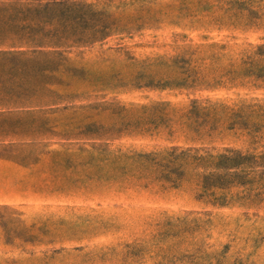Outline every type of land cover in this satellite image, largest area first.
I'll return each mask as SVG.
<instances>
[{
	"label": "rangeland",
	"instance_id": "rangeland-1",
	"mask_svg": "<svg viewBox=\"0 0 264 264\" xmlns=\"http://www.w3.org/2000/svg\"><path fill=\"white\" fill-rule=\"evenodd\" d=\"M74 1L113 25L0 107V264H264V0Z\"/></svg>",
	"mask_w": 264,
	"mask_h": 264
},
{
	"label": "trees",
	"instance_id": "trees-1",
	"mask_svg": "<svg viewBox=\"0 0 264 264\" xmlns=\"http://www.w3.org/2000/svg\"><path fill=\"white\" fill-rule=\"evenodd\" d=\"M112 25L107 13L74 0H0V48H7L0 50V107H39L25 104L23 100L27 96H20L35 92L31 79L44 83L53 70L52 61L38 59L45 53L35 49H67L100 41L109 35ZM256 50L263 51L264 57V45L257 46ZM190 152L166 150L141 156L148 161L159 158L157 166L162 169L158 172L167 176L173 167L181 169L179 163L186 161ZM243 160L244 157L234 151L201 159L207 167L203 188H222L230 178L243 175Z\"/></svg>",
	"mask_w": 264,
	"mask_h": 264
}]
</instances>
